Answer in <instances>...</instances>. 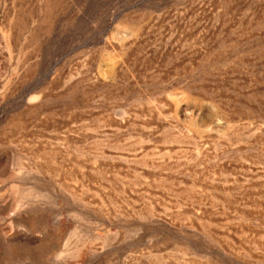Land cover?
Masks as SVG:
<instances>
[{
	"label": "rangeland",
	"instance_id": "1",
	"mask_svg": "<svg viewBox=\"0 0 264 264\" xmlns=\"http://www.w3.org/2000/svg\"><path fill=\"white\" fill-rule=\"evenodd\" d=\"M0 264H264V0H0Z\"/></svg>",
	"mask_w": 264,
	"mask_h": 264
}]
</instances>
